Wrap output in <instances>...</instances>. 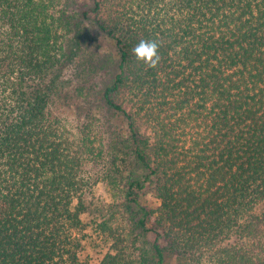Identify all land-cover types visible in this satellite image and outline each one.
Listing matches in <instances>:
<instances>
[{
  "label": "trees",
  "instance_id": "obj_1",
  "mask_svg": "<svg viewBox=\"0 0 264 264\" xmlns=\"http://www.w3.org/2000/svg\"><path fill=\"white\" fill-rule=\"evenodd\" d=\"M92 19L116 44L102 100L137 169L60 77ZM142 40L155 68L132 53ZM166 251L264 264V0H0V264H168Z\"/></svg>",
  "mask_w": 264,
  "mask_h": 264
},
{
  "label": "rangeland",
  "instance_id": "obj_2",
  "mask_svg": "<svg viewBox=\"0 0 264 264\" xmlns=\"http://www.w3.org/2000/svg\"><path fill=\"white\" fill-rule=\"evenodd\" d=\"M76 1V0H75ZM81 3L83 0H80ZM80 42L75 45L74 58L60 71V77L63 79L64 89L72 95L73 101L69 102L70 106L84 107L85 101L92 105L94 113L101 120L107 123L109 135L113 139L117 149L119 159L125 162L123 165L128 169H137L132 145L129 141V132L126 123L119 117L118 113L106 107L102 100L103 92L106 87L113 84L117 73L119 72V56L116 44L109 36L106 35L96 22L82 21L78 26ZM61 111L72 110L64 109ZM76 119L75 117H71ZM72 123H75L72 121ZM117 156V157H118ZM139 171L142 172L141 169ZM138 171V172H139ZM95 198L99 202H108L111 199L110 193L104 183H99L95 190ZM92 213L85 215V220L89 221ZM153 238V235L150 236ZM165 247V242L161 241ZM92 260L99 259L101 252L98 248L88 249ZM168 264H175V258L166 251Z\"/></svg>",
  "mask_w": 264,
  "mask_h": 264
},
{
  "label": "clouds",
  "instance_id": "obj_3",
  "mask_svg": "<svg viewBox=\"0 0 264 264\" xmlns=\"http://www.w3.org/2000/svg\"><path fill=\"white\" fill-rule=\"evenodd\" d=\"M133 55L146 66L155 68L159 62L158 45L155 41H140L132 49Z\"/></svg>",
  "mask_w": 264,
  "mask_h": 264
}]
</instances>
